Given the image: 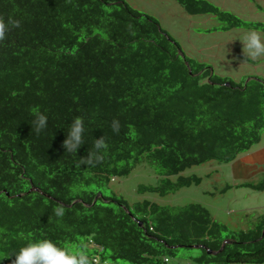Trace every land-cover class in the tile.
<instances>
[{
	"label": "trees",
	"instance_id": "obj_1",
	"mask_svg": "<svg viewBox=\"0 0 264 264\" xmlns=\"http://www.w3.org/2000/svg\"><path fill=\"white\" fill-rule=\"evenodd\" d=\"M173 1L221 31L264 33L205 0ZM263 132V81L215 75L124 0H0V264H264V215L235 231L198 203L110 188L139 165L159 177L141 195L199 185L181 174L232 163Z\"/></svg>",
	"mask_w": 264,
	"mask_h": 264
},
{
	"label": "rangeland",
	"instance_id": "obj_2",
	"mask_svg": "<svg viewBox=\"0 0 264 264\" xmlns=\"http://www.w3.org/2000/svg\"><path fill=\"white\" fill-rule=\"evenodd\" d=\"M132 8L153 17L159 26L180 46L190 59L205 64L214 74L236 83L248 79L264 82V33L246 28L219 30L223 24L213 15H189L173 0H124ZM239 17L246 23H264V0H205ZM217 29V30H215ZM254 155V156H252ZM252 156V157H250ZM250 157V158H249ZM239 158V159H238ZM236 164L209 161L186 169L181 175L196 176L199 185L181 187L165 197L137 193V187L159 184L153 166L139 165L128 177L110 182L111 190L129 202L142 199L170 207L198 203L206 208L212 219L238 231L252 226L257 217L264 215V190L257 191L237 186L241 181L232 178L239 170L247 183L264 182V132L260 142L237 157ZM256 171V172H255ZM176 178H172L175 181ZM109 195V192L106 193ZM174 259L173 264H179ZM183 260V259H181ZM113 264H127L116 262ZM183 264H194L183 261Z\"/></svg>",
	"mask_w": 264,
	"mask_h": 264
},
{
	"label": "built area",
	"instance_id": "obj_3",
	"mask_svg": "<svg viewBox=\"0 0 264 264\" xmlns=\"http://www.w3.org/2000/svg\"><path fill=\"white\" fill-rule=\"evenodd\" d=\"M66 261L67 264H109L107 261H102L98 257L75 258L73 256H70Z\"/></svg>",
	"mask_w": 264,
	"mask_h": 264
},
{
	"label": "crops",
	"instance_id": "obj_4",
	"mask_svg": "<svg viewBox=\"0 0 264 264\" xmlns=\"http://www.w3.org/2000/svg\"><path fill=\"white\" fill-rule=\"evenodd\" d=\"M239 156V155H238ZM252 156H254V155H252ZM252 156H250V157H252ZM249 157V158H250ZM239 159V158H238ZM237 160V158L232 162V167L236 164V161ZM256 172V171H255ZM232 178L233 179H237L236 181H241V183L242 184H239V185H237V186H231V187H238V186H240V185H243V184H248L246 181H247V179L244 177V176H240V174H239V170H237V173H236V175H235V177H234V175L232 174ZM250 183V182H249ZM231 189V188H230ZM224 192V191H223ZM254 223V222H253Z\"/></svg>",
	"mask_w": 264,
	"mask_h": 264
},
{
	"label": "water",
	"instance_id": "obj_5",
	"mask_svg": "<svg viewBox=\"0 0 264 264\" xmlns=\"http://www.w3.org/2000/svg\"><path fill=\"white\" fill-rule=\"evenodd\" d=\"M248 81V80H247ZM246 81V82H247ZM31 191H36V192H38V190L37 189H34V188H32L31 190H30V192ZM100 197V195H98L94 200H93V203L92 204H94L97 200H98V198ZM70 207V206H69ZM139 226L140 227H142V224L141 223H139ZM262 234H264V229L262 230ZM225 244V243H224ZM224 244L222 245V247H221V249L220 250H222L223 249V247H224ZM192 248H199V246H194V247H192ZM208 254H210V252L208 253ZM213 254V253H212Z\"/></svg>",
	"mask_w": 264,
	"mask_h": 264
}]
</instances>
